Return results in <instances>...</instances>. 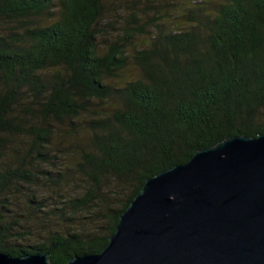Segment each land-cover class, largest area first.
Masks as SVG:
<instances>
[{"label":"trees","instance_id":"16d2710c","mask_svg":"<svg viewBox=\"0 0 264 264\" xmlns=\"http://www.w3.org/2000/svg\"><path fill=\"white\" fill-rule=\"evenodd\" d=\"M107 1L0 0L10 27L0 32L2 253H44L52 264L99 254L146 179L230 137L264 134V0L191 7L188 29L153 23L146 47L130 51L147 32L133 17L135 27L102 51ZM127 69L131 80L108 83ZM44 191L52 220L88 211L96 229L21 243L13 199L26 196L41 212Z\"/></svg>","mask_w":264,"mask_h":264},{"label":"water","instance_id":"95a60500","mask_svg":"<svg viewBox=\"0 0 264 264\" xmlns=\"http://www.w3.org/2000/svg\"><path fill=\"white\" fill-rule=\"evenodd\" d=\"M0 264H52L48 254ZM66 264H264V134L233 136L146 179L108 244Z\"/></svg>","mask_w":264,"mask_h":264},{"label":"rangeland","instance_id":"374dc122","mask_svg":"<svg viewBox=\"0 0 264 264\" xmlns=\"http://www.w3.org/2000/svg\"><path fill=\"white\" fill-rule=\"evenodd\" d=\"M221 0H108L107 5L102 15L99 24L97 25L99 34L97 41L99 49L106 50V44L114 41H122L126 30H132L135 27L132 19L136 18L137 24L140 26L145 25L146 33L137 34L132 38V43L128 45V50L140 49L146 47L151 37L155 34L153 23H163L167 28H183L188 29L190 23L184 15L189 8L205 7L206 10H211ZM57 17L58 12H55ZM134 17V18H133ZM51 20H44L43 24H49ZM138 26V25H137ZM16 27H12L14 31ZM10 27L6 23L0 22V32L6 33ZM134 77V70L127 69L121 73V78L111 79L108 83L123 85L125 81L131 80ZM72 193V190H71ZM50 193H40L41 199L44 201L42 207H38L40 211H34L33 205L26 203V196L17 197L13 199L12 207L17 221V225H13V233L23 234L21 237L25 238L24 241L19 240L26 245L35 244L40 242L48 235V232L60 231L62 233L78 231L80 233H91L96 229L94 222V214L85 211L78 215V219L73 223L64 222L54 219L51 215V210L56 205ZM72 195V194H71ZM78 195V194H75ZM116 197L122 196V192L114 193ZM117 204V202H116ZM55 212H53L54 214ZM50 219V220H49ZM16 235V234H15ZM13 236L14 238L19 237Z\"/></svg>","mask_w":264,"mask_h":264}]
</instances>
